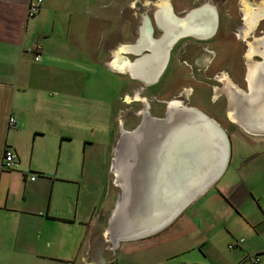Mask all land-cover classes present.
I'll return each instance as SVG.
<instances>
[{
  "label": "crops",
  "instance_id": "0c3cea01",
  "mask_svg": "<svg viewBox=\"0 0 264 264\" xmlns=\"http://www.w3.org/2000/svg\"><path fill=\"white\" fill-rule=\"evenodd\" d=\"M30 1L0 0V264H264V135L227 137L222 174L165 228L110 240L109 187L87 158L111 117L90 123L69 101L89 95L92 65L107 72L110 35L141 0H41L28 18Z\"/></svg>",
  "mask_w": 264,
  "mask_h": 264
},
{
  "label": "water",
  "instance_id": "95a60500",
  "mask_svg": "<svg viewBox=\"0 0 264 264\" xmlns=\"http://www.w3.org/2000/svg\"><path fill=\"white\" fill-rule=\"evenodd\" d=\"M149 56L147 54L130 64ZM161 70L159 65L152 79ZM263 78L264 71L253 75L248 92L236 91L232 103L235 122L245 131L257 135H264V101L261 104L256 88L264 81ZM179 121L187 125L194 123L200 130L197 129L198 134L189 137L179 129V135L171 139V144L176 149L177 145L183 146L186 141L193 143L195 140L196 155L189 154L187 163L167 165L165 177L161 176L158 180L160 164L156 160L158 157H163L162 160L165 158L161 154L163 151L160 150L158 156L152 158L153 161L146 160L147 156L144 161L141 145L151 128L154 132L168 130ZM228 145L223 129L196 110L176 112L165 119L146 117L134 130L122 132L114 148L117 157L114 166L117 169L116 179L118 178L120 192L109 219L110 240L113 243L133 240L165 228L222 174L228 161ZM169 149L172 151L170 145ZM149 173L150 176H147ZM129 199L137 206V212L129 206Z\"/></svg>",
  "mask_w": 264,
  "mask_h": 264
},
{
  "label": "rangeland",
  "instance_id": "374dc122",
  "mask_svg": "<svg viewBox=\"0 0 264 264\" xmlns=\"http://www.w3.org/2000/svg\"><path fill=\"white\" fill-rule=\"evenodd\" d=\"M200 1L212 5L219 14L217 34L215 37H213V40H211L208 45V50L210 51V53H199V51L198 53L188 55L186 58H181L178 55V48L180 46L184 47L186 40H180L176 46L177 48L175 47L174 51L172 52L173 63L177 64L178 62L183 61V59H188V61H186L188 63L194 62L197 63V65H200L201 67H204L206 65H210V67H208V69L203 72H197L191 71L193 69H189L187 66L181 65L180 63L178 64V66H171L174 69L172 73L169 74L170 78H168V82L167 80L166 82H164L163 88L167 86L166 90H169L168 93L170 94H175V89H178L179 86L193 88L194 91L192 98L190 99L191 101H189V105H194L198 110L201 111L204 109L206 110V113L211 114L213 122L218 124L223 129L224 133L226 134V137L231 139V136L236 135L237 132H241V134H244L245 132L242 131V128H240L239 124H237L235 121L224 118L223 113L226 111L227 105V98H225L224 93V85H227L228 83H234L235 86L242 92H247L246 82H244L243 80V71L246 68V62L248 61L247 59H245L247 53L246 43L253 40V38L263 36L260 31H264V19L262 20V22H258L259 25L253 32H251V34L247 36L248 38H245V42L235 40L234 33H237V30H244V27L241 23L243 17L241 10L243 5L245 4L247 6L246 2H248V6L249 3L250 5L260 3L259 5L264 7V0ZM243 2L245 3L243 4ZM166 5L172 11V13L175 14V16L181 17L188 9L193 8L198 4L196 0H146L145 3L143 2V0H141V3L139 4H137V2H131L130 6H134V8H130L129 14L127 15V27H129V30H133L139 23V19L142 15L148 17L150 21L154 18V14L162 7L164 8ZM159 19V22L162 24V21L165 18L159 14ZM158 35H160V31L154 27L153 37H157ZM117 38L119 37L114 36L111 41H116ZM134 39L135 34H127L125 41H123L122 43H133ZM115 51L114 58L116 59L117 56L115 54ZM125 56L129 60H132L133 57H135L131 54ZM112 60L113 58L110 62H112ZM145 60L148 61L150 59L148 57ZM249 60L260 61V57L259 55L254 54L249 58ZM209 61H211L210 64ZM214 73L219 75V77L225 79L223 83L224 85L218 84L207 79V77ZM110 74L106 72L102 66L92 65L90 67L89 74V77L91 79L88 81L87 87V90H89V95H87V97L85 95V99H80L76 96L69 101V104L72 105V107L76 105L75 110H79L84 115V119L86 118L88 121H90V123L96 120L101 121L102 117L105 118L106 121H108V118L111 117V114L109 113L112 107L110 98H115L117 95H119V92L116 81V79H118V76L115 75L116 73H112V75ZM124 77H126V81L124 82L125 84L123 87V96H121L122 101L120 102L119 98L117 100L120 106L118 108L121 111L118 110L115 114H113L115 117V121H119L121 119L120 122H122L123 124V126L121 127L122 130H131L132 127H135L138 122V118L135 117L133 113L137 114V112H140L142 108V101L143 104L145 103L147 105V103H149V98L147 97V95L145 96L144 94H141V97L143 98L137 99L136 92L137 89L140 90V88L137 87L139 86V84L135 82V79H131L132 77L129 78L126 73ZM200 81H203V83ZM208 83H212L215 87L220 88V96L215 102L214 106L213 104H211V102H208L207 99V95L210 92L209 86L207 85ZM169 84L171 87H168ZM57 98L59 100L62 99L60 96H58ZM87 98H91L90 101H88ZM160 112L161 111L159 110H151L150 113L152 115H157L160 114ZM86 115L87 117H85ZM115 123L116 122L112 123V125H115ZM113 131L115 140V133L117 132V130L115 129ZM102 134L100 133V131L99 134L98 132L94 131V139H92L96 141L94 145L96 149L94 154L98 155V157L92 159L93 161L90 159V157H88L87 166L89 169L93 168L92 166L95 165L94 168L97 170V172H99L98 174L101 181V190L105 188L107 189L109 187V198L106 207H108L109 212H111L117 202L120 188L119 184L116 181L115 170L113 171L112 168V160L114 156L110 155V153L106 150L107 143L103 142V140L105 139L104 137L106 136L104 133ZM246 134L256 135L257 137L261 136L257 134H251L249 132H247ZM81 138L82 136L79 137L78 141H76L78 145L81 142ZM86 139L91 141V138L89 136L86 137ZM107 247L108 248L106 252H108V255H110V242H107ZM112 256L114 255L112 254ZM118 264H122L121 257L118 259Z\"/></svg>",
  "mask_w": 264,
  "mask_h": 264
},
{
  "label": "flooded vegetation",
  "instance_id": "af4514ba",
  "mask_svg": "<svg viewBox=\"0 0 264 264\" xmlns=\"http://www.w3.org/2000/svg\"><path fill=\"white\" fill-rule=\"evenodd\" d=\"M195 1V0H193ZM197 6L188 9L183 16L177 17L175 14L172 13V11L166 7H162L159 9L155 14L154 18L149 21L148 17H145V15H142L139 19V23L136 25V27L133 30H129V27H127L126 31L119 35L120 41H111V49L108 51L107 56V65H104L107 72L112 75L115 74L118 76L117 81V87L119 95H117L115 98H111V121L110 127L108 130V145H109V153L110 155H113L114 158L112 160V163L116 156L114 155V148L116 145V142H118L119 138L122 135V132L130 131V130H122L121 127L123 126L121 119L118 121H115L114 114L116 111H121L118 107V98L120 102L122 101L123 96V87L124 82L126 81V77H124L125 73L128 75V77H132L131 79H135L136 83L139 84L137 86L140 88V90L137 89V96L136 98H143L141 97V94H144L145 96L149 98L147 105L142 101V108L140 112H137V114L133 115L138 118V122L135 125V127H132L134 130L136 127L139 126V124L146 118H153V119H162L167 118L168 116H171V114H175L176 112H182L185 110H196L198 113H202L204 116L212 120V116L209 113H206V110H198L194 105H189V101L192 98L193 95V88H186L179 86V90H176L175 94L168 93L169 90L167 89V86L163 88L164 82H168L169 74L172 73L173 69L171 66L175 67L178 66L180 63L181 65L187 66L189 69H193L191 71H205L210 67V65H206L204 67H201L200 65H197V63L194 62H186L188 59H183V61L178 62L177 64L173 63V55L172 52L174 51V48L177 46L180 40H186L185 46H180L178 48V55L181 58H186L188 55H192L194 53H210L208 50V45L213 40V37L216 36L217 30H218V21H219V14L214 9V7L208 3H205L200 0H196ZM245 2H243L244 4ZM247 6L244 4L241 10L242 13V25L244 27V30H237V33H234L235 40L243 41L245 42V38H248L247 36L253 32L256 27L259 25L258 22H262L264 19V7L260 6L259 4L250 5L248 6V2H246ZM164 12V13H163ZM159 14L161 16H165L167 18V26L161 24L159 22ZM139 15V14H138ZM146 20V21H145ZM127 21V18H126ZM139 25V26H138ZM154 27L160 31V35L157 37H153L154 35ZM169 27H172V31L168 30ZM177 27V29H175ZM144 32V33H143ZM263 36H258L256 38H253L250 42L246 43L247 47V53L246 58L248 61L246 62L245 66L246 68L243 71L244 75V82H246L247 92L250 88V82L253 79V75L261 74L264 71V31H260ZM116 33L111 34L110 38L113 39ZM127 34H135V39L133 43H122L126 39ZM144 36L148 42L151 41L153 49L149 46H143L140 45L141 38ZM167 36V37H166ZM172 36L173 39L170 42H168V38ZM122 40V41H121ZM163 45H162V44ZM169 43V44H168ZM119 46L125 47L126 50L122 52V54L119 55V58L117 61H126L128 64L133 63L139 58H143L145 55H152V50L157 49L159 47H162L161 51V57L166 55L164 65L162 66V70L160 74L153 79V81L149 83H144L142 79L135 78L134 75H131V68L129 65L123 70V72L113 68L111 66L112 62L114 61V51L118 49ZM141 47V48H140ZM177 48V47H176ZM134 55L132 60H129L125 55ZM254 54L259 55L260 61H250L249 58L253 56ZM113 58L112 62L111 59ZM164 60V58H161ZM212 61V60H211ZM209 61V64L210 62ZM140 62V61H137ZM136 62V63H137ZM162 64V63H161ZM131 65V64H130ZM115 70V71H114ZM128 72V73H127ZM195 76V74H194ZM208 80L216 82L218 84L224 85V78L219 77L217 74H211L209 77H207ZM264 79V78H263ZM172 82V79H171ZM203 83V81H200ZM135 83V84H136ZM262 83V82H261ZM209 86V94L207 95L208 102H211V104H215L217 99L220 96V88L215 87L212 83L207 84ZM170 84L168 85V87ZM259 86V85H257ZM171 87V86H170ZM170 89V88H169ZM147 90V91H145ZM178 90V91H177ZM224 93L226 99V111L223 113L224 118L230 119L232 121H235L233 118L234 109H233V99L235 97L236 91H241L238 89L234 83H228L227 85H224ZM246 93V92H242ZM151 110H159L161 111L160 114L152 115L150 112ZM115 111V112H114ZM230 112V113H229ZM114 113V114H113ZM115 123V125H112V123ZM241 128V126L239 125ZM117 130L115 133V140H114V131ZM131 129V130H132ZM243 132L247 133L244 129H242Z\"/></svg>",
  "mask_w": 264,
  "mask_h": 264
},
{
  "label": "bare ground",
  "instance_id": "6f19581e",
  "mask_svg": "<svg viewBox=\"0 0 264 264\" xmlns=\"http://www.w3.org/2000/svg\"><path fill=\"white\" fill-rule=\"evenodd\" d=\"M164 13V12H163ZM165 18V16H163ZM146 21V20H145ZM164 21V22H163ZM162 21L163 25L167 26V18H165ZM175 29H177V27H175ZM171 33L172 31V27H169L168 29ZM144 33V32H143ZM167 37V36H166ZM145 37L142 36L141 38V42L140 45L145 46H149V48L151 47V49H153L151 41L148 42V40L144 39ZM173 39L172 36H170L168 38V42H171ZM162 44V43H161ZM163 45V44H162ZM141 48V47H140ZM126 50L125 47L119 46L118 49H116L115 54H116V59L114 58V61L112 62L111 66L121 72H123V70L129 65V67L131 68V75H134L135 78L138 77L139 79H142L144 83H149L151 81H153V76H154V72L156 70V68L161 65H164V61H165V57L166 55H164L163 57H161V51H162V47H159L157 49L152 50V55L150 54L149 59L150 60H145V59H141L140 62L134 63V64H128V62L126 61H117V59L119 58V55L122 54V52H124ZM161 58H164V60H162ZM162 63V64H161ZM128 73V72H127ZM264 80V79H262ZM256 88L258 89L259 93H258V99L260 100L261 104L264 101V81H262V83L259 86H256ZM258 100V101H259ZM172 115V114H171ZM261 115V113H260ZM181 122L179 121L178 123L176 122L174 125H171L170 128L168 130H159V131H155L152 130L153 128H151L148 132V137L144 140V142L142 143L141 147H142V154H143V160L145 161V157L147 156L146 160L148 161H153L152 158L153 157H157L159 152L163 151L161 154H163L165 156V158L162 160L163 157H161V159L158 157V159L156 160V162L158 164H160V173L157 175L159 176L158 180L161 178V176L165 177L164 175L166 174L165 169L167 167V165L172 164H180L181 162L183 163H187V157L189 156V154H194V156L196 155L194 149H195V140L194 142H190V141H186V144H183V146H179L176 147V149L174 148V144H171V139L176 136L179 135V129L180 131L183 130V132H186L189 137H193L195 134H198V130H200V128L194 125V123L187 125L185 123L181 124ZM150 134V135H149ZM192 135V136H190ZM169 145L172 147V151L169 149ZM161 150V151H160ZM174 150V152H173ZM115 155V154H114ZM117 158V157H116ZM116 158L114 159L113 163H112V168L113 171L115 170V176H117V169L114 166V162H116ZM162 160V161H161ZM131 181H132V177L133 175L131 174ZM147 176H150V173L147 174ZM117 183L118 182V178L116 179ZM142 181L145 182L144 179H142ZM129 206L131 208H133V211L137 210V206H135L133 204V202H131V199H129ZM137 212V211H136Z\"/></svg>",
  "mask_w": 264,
  "mask_h": 264
},
{
  "label": "built area",
  "instance_id": "2783aa9c",
  "mask_svg": "<svg viewBox=\"0 0 264 264\" xmlns=\"http://www.w3.org/2000/svg\"><path fill=\"white\" fill-rule=\"evenodd\" d=\"M40 1L41 0H32L29 2L28 6H27V15L28 18L33 17L37 12H38V8L40 5ZM39 45H36L34 47V51L36 52L37 50H39ZM35 60H38V55L37 53H35ZM15 120L9 117V124L10 126H13L15 124ZM2 166L4 168H9L12 169L13 166L15 165V158H14V154L13 152H11L8 148H5L4 150V154L2 155V160H1ZM31 179H33V177H31ZM244 242L243 239H239L237 238L236 240L231 241L228 245L227 248L228 249H234V248H239L240 245H242ZM251 257L252 263L253 264H260V257L258 254H250L249 255Z\"/></svg>",
  "mask_w": 264,
  "mask_h": 264
}]
</instances>
